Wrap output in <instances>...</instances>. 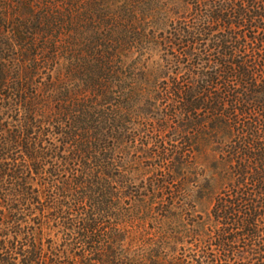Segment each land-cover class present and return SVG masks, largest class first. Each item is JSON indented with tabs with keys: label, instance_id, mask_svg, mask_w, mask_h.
Returning a JSON list of instances; mask_svg holds the SVG:
<instances>
[{
	"label": "trees",
	"instance_id": "16d2710c",
	"mask_svg": "<svg viewBox=\"0 0 264 264\" xmlns=\"http://www.w3.org/2000/svg\"><path fill=\"white\" fill-rule=\"evenodd\" d=\"M37 1L0 0V264H264V0Z\"/></svg>",
	"mask_w": 264,
	"mask_h": 264
},
{
	"label": "rangeland",
	"instance_id": "374dc122",
	"mask_svg": "<svg viewBox=\"0 0 264 264\" xmlns=\"http://www.w3.org/2000/svg\"><path fill=\"white\" fill-rule=\"evenodd\" d=\"M36 4H37V6H39L43 10V12H45L49 9L45 4L51 6V0H39V1H37ZM36 43L41 44V43H39V40ZM40 56H41L40 54H37L36 58L39 59ZM49 66L51 68V63H49ZM43 73H45V74H43V76L45 78H48V74L46 73V71H44ZM49 107L51 108V105H49ZM149 142H150V144L148 147H152V145L155 142V139L152 137L149 139ZM142 145L146 146L147 140L141 139V137L137 138L133 144L132 149H131L132 163L134 165L138 164L139 169H141L142 171H151L154 168H156V165L159 164V162H157V164H156V162H154L152 165H150L151 162L144 157L146 154H144L141 150ZM145 146H143V147H145ZM143 151H144V149H143ZM153 154H154V151H151L150 155H153ZM163 163H164L163 165H165V162H163ZM212 205H213V197L205 198L202 202H197L195 204V209H194V211H196L195 215L199 214V215H202L203 217H206V214H208ZM35 222H36V228H37V230H36L37 236L40 237V235H42L44 241H46L45 245H47L48 241H49L48 239H51V235H53L51 233H54V231H51V226H49V224L47 225V223H45L44 219H43V221H41V219H39V217H37Z\"/></svg>",
	"mask_w": 264,
	"mask_h": 264
}]
</instances>
